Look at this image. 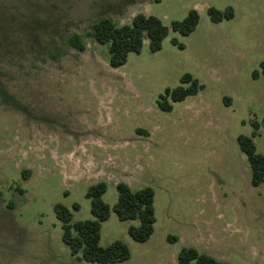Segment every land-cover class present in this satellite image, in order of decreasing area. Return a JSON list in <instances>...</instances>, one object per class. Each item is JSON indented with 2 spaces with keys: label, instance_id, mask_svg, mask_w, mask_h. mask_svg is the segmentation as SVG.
I'll return each mask as SVG.
<instances>
[{
  "label": "rangeland",
  "instance_id": "1",
  "mask_svg": "<svg viewBox=\"0 0 264 264\" xmlns=\"http://www.w3.org/2000/svg\"><path fill=\"white\" fill-rule=\"evenodd\" d=\"M210 6L230 7L232 17L213 22ZM191 9L198 22L188 35L169 29L160 49L145 40L118 67L88 36L82 52L63 45L101 17L119 26L144 13L170 27ZM52 16L57 30L24 61L39 68L0 64L16 99L0 104V264H103L71 255L54 211L62 204L72 222L93 219L86 192L97 183L109 205L99 245L120 240L130 252L106 264H179L184 247L230 264H264V182L251 184L237 141L257 122L252 141L264 152V0H0L9 25L56 22ZM6 36L16 49L41 33ZM54 43L65 52L58 60L47 55ZM186 73L199 89L173 102L165 91ZM162 96L170 111L160 108ZM20 106L23 113L14 110ZM119 182L154 191V229L144 242L127 232L138 220H119L113 210Z\"/></svg>",
  "mask_w": 264,
  "mask_h": 264
},
{
  "label": "trees",
  "instance_id": "2",
  "mask_svg": "<svg viewBox=\"0 0 264 264\" xmlns=\"http://www.w3.org/2000/svg\"><path fill=\"white\" fill-rule=\"evenodd\" d=\"M160 1V0H155ZM207 14L213 22H218L223 18L232 17V9L227 7L221 11L212 6L207 8ZM30 19L28 22H20L18 24L7 23L0 20V45L8 55L16 52L12 48L9 37L6 34H13L19 30L26 32L35 31L37 37L41 33V38L33 48H38L40 52L43 50V42L45 39L42 36L44 32V23ZM38 19H40L38 17ZM198 22V13L191 9L182 20H173L170 27L164 25L161 20L153 15H145L144 13L135 14L129 24L116 25L111 19L101 17L96 19L90 25L89 31L84 34L72 32L64 41L63 45L83 51L85 49L84 37L92 38L96 43L106 45L109 58L108 62L111 67H118L125 63L129 52H139L145 40L148 42V47L151 51H156L161 48L163 39L168 35L169 29L181 35H188L195 28ZM56 23V22H54ZM55 31V25H52ZM45 36V35H44ZM46 37V36H45ZM48 38V37H46ZM175 42V39H172ZM42 42V43H41ZM47 52V55L52 60H56L62 51L61 48L55 47ZM181 46V44H180ZM55 47V48H54ZM19 51L24 54V58H29L31 51L30 47L23 45L19 46ZM38 55V54H37ZM10 57V56H9ZM34 59V58H32ZM40 60H45L40 55ZM262 73H264V64H261ZM254 75L257 71L253 72ZM1 74V73H0ZM199 89V84L196 79L186 73L181 77V85L166 89V95L173 102L183 100L186 96L193 95ZM0 95L5 96L4 100L8 104L14 103V95L7 89L3 88L0 79ZM160 100V108L166 111L171 110V104L162 96ZM264 121V119H263ZM254 130L250 136L239 135L237 137L238 144L241 150L247 155L250 170L251 184L258 186L264 182V152L256 153L252 138L256 136L258 123H253ZM117 201L113 205V210L119 220H138V225L130 224L127 232L130 237L137 242H144L153 233V224L155 222L153 197L154 191L149 186H144L140 189L133 190L124 183H117ZM105 191L104 183H97L88 187L86 197L90 199V213L93 219L84 221L72 222V213L66 206L56 204L54 211L57 219L61 222L62 240L68 246L71 255L76 256L79 253L82 258L89 262L99 263H115L129 259L130 252L128 247L120 240H116L108 245H99L100 225L109 217V205L105 203L101 196ZM72 209L77 210L78 204L74 203ZM179 264H230L225 261H220L213 256L199 252L195 247L182 248L177 256Z\"/></svg>",
  "mask_w": 264,
  "mask_h": 264
},
{
  "label": "flooded vegetation",
  "instance_id": "3",
  "mask_svg": "<svg viewBox=\"0 0 264 264\" xmlns=\"http://www.w3.org/2000/svg\"><path fill=\"white\" fill-rule=\"evenodd\" d=\"M17 16V15H16ZM18 17V16H17ZM40 19H42L43 17H39ZM52 19L53 18H55L57 21H56V23L57 22H60V19L59 18H56L55 16H52L51 17ZM44 22V28H45V30H44V32H42V35L44 36V35H46V37H48V36H51L52 34H53V31H55V29L53 28V26L52 25H55V23L54 22H52V21H48V19H46V17L44 18V20H43ZM87 32V31H86ZM76 33H78V32H76ZM79 34H82V33H79ZM66 47H68V46H66ZM70 48V47H69ZM30 49H31V51L32 50H34V48H33V46L32 47H30ZM16 52H14V53H12L11 55H8L7 54V52H5V51H3V52H0V64L3 66V67H6V68H10L12 71L13 70H15V69H20V68H25L24 66L26 65L27 67H33V68H36L35 66V64H24V61H27V60H29V58H24V54H23V51L21 52H18L20 49H19V47H17L16 48ZM85 50V49H84ZM83 50V51H84ZM82 52V51H81ZM61 55V54H60ZM62 55H65V52L63 51V53H62ZM61 55V56H62ZM10 56V57H9ZM30 55H27V57H29ZM58 58H59V56H58ZM58 58H57V60H58ZM45 61V60H44ZM19 62V63H18ZM37 68H39V67H37ZM36 68V69H37ZM0 79H1V82H2V84H3V88L4 89H7L6 88V84H5V82H4V80H2L3 78L2 77H0ZM0 98H2V96L0 95ZM14 99H15V96H14ZM16 100V99H15ZM0 104H3V105H7L8 106V103L7 102H5L4 103V101H0ZM10 105V104H9ZM16 108L17 109H20L21 111L22 110H25V109H23V106H20L19 108L18 107H14V110H16ZM22 113H23V111H22Z\"/></svg>",
  "mask_w": 264,
  "mask_h": 264
}]
</instances>
